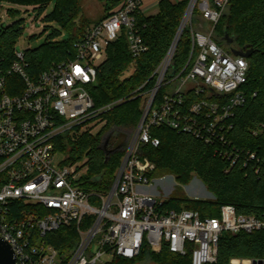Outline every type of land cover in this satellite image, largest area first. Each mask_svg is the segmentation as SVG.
Listing matches in <instances>:
<instances>
[{
  "label": "built area",
  "instance_id": "2783aa9c",
  "mask_svg": "<svg viewBox=\"0 0 264 264\" xmlns=\"http://www.w3.org/2000/svg\"><path fill=\"white\" fill-rule=\"evenodd\" d=\"M231 1L188 0L180 29L152 72L153 84L146 88L145 81L134 91L142 98L141 116L125 141L107 192L84 188L77 165L64 159L54 164V139L111 107L95 108L89 91L110 43L125 33L133 57L130 69L148 49L135 17L146 15L142 0H122L108 16L86 27L70 57L40 73L28 71L24 50L14 48L8 65L0 56V237L11 246L17 264H103L106 256L133 259L144 246L153 252L166 247L189 254L192 264H212L223 233L264 230V212L244 214L223 204L218 216L203 217L188 208L166 209L165 199L145 190L155 164L141 156L140 146L159 144L153 127L167 126L206 144L217 143L216 152L231 166L239 158L246 163L256 158L254 152L226 145L224 136L232 126L228 118L245 100L238 88L248 69L246 57L214 40V27ZM195 8L208 28L192 24ZM186 27L191 52L187 64L177 68L174 52ZM72 224L78 240L61 253L46 236ZM254 260L261 259L232 258L230 264Z\"/></svg>",
  "mask_w": 264,
  "mask_h": 264
},
{
  "label": "trees",
  "instance_id": "16d2710c",
  "mask_svg": "<svg viewBox=\"0 0 264 264\" xmlns=\"http://www.w3.org/2000/svg\"><path fill=\"white\" fill-rule=\"evenodd\" d=\"M35 6L38 15H43L51 2L53 9L43 16V21L54 22L46 41L33 49H25L32 74L47 69L54 61L67 59L74 51V43L80 39L92 21L83 13L80 0H10ZM103 15L108 16L122 0H100ZM188 0L172 3L161 0L157 13L136 14V24L148 49L136 61L132 72L133 57L129 51L125 33L107 48V58L98 67L97 78L89 91L95 108L112 104L99 117L105 121L102 129L92 135L88 131L77 137L65 132L54 139V151L65 154L64 162L77 163L86 158L88 173L82 183H95L102 192L113 185L117 169L124 154L123 142H116L108 155L101 144L112 128H135L141 116L142 98L134 91L147 81L146 88L153 84L152 72L167 53L179 27ZM200 21L199 10L194 9L193 25ZM22 20L4 27L0 20V56L8 65L14 58L15 41L22 32ZM62 30L67 38L59 39ZM228 39H232L228 43ZM214 40L224 49L232 47L250 50L246 82L238 90L245 100L234 108L228 118L232 126L224 134L230 144L256 154L247 163L239 158L232 166L231 161L216 152L219 144H206L191 134L179 132L167 126L151 129L153 137L159 140L155 147L140 146L142 157L155 164L151 175L172 174L178 184H187L196 175L211 191L214 200H187L180 193L165 199L166 209L196 210L200 215L218 216L223 204L235 206L239 213L260 215L264 212V0H232L214 27ZM191 52L190 28H184L175 49L174 64L185 66ZM191 62L188 64L190 66ZM162 92V90L160 91ZM217 97V96H216ZM259 160V161H258ZM79 170V167H77ZM47 241L61 253L68 251L78 240L75 224L63 226L47 234ZM157 264H192L190 255L171 253L163 247L153 252L144 246L141 253L127 259L112 256L103 264H132L145 257ZM232 258L264 260V230L252 233L241 232L232 235L223 233L219 240L218 259L212 264H230Z\"/></svg>",
  "mask_w": 264,
  "mask_h": 264
},
{
  "label": "rangeland",
  "instance_id": "374dc122",
  "mask_svg": "<svg viewBox=\"0 0 264 264\" xmlns=\"http://www.w3.org/2000/svg\"><path fill=\"white\" fill-rule=\"evenodd\" d=\"M83 13L92 22L97 21L103 15V5L100 0H80ZM55 2H51L43 15H38L33 5H25L16 1L0 0V20L4 27L12 25L13 23L22 20V32L15 41V49L25 50L33 49L41 44H44L48 33L51 32L53 27H58L54 22L43 21V16L50 12L54 7ZM195 26L201 28H208L203 22L199 21ZM68 34L62 30V34L59 39L67 38ZM132 72V69L127 70L125 75ZM105 121L100 117L93 121L86 123L83 126L72 129L69 131L70 135L77 137L85 131H88L92 135H96L104 126ZM131 127L112 128L110 133L105 135L103 142L108 138L106 149L110 150L114 147L115 143L123 142L128 139L133 132ZM65 158L64 153L56 152L53 163L58 164ZM86 158L73 163L79 167V173L85 179V175L88 173V166L85 164ZM82 186L92 191H101L97 184L89 181L82 183ZM152 191L158 200L170 199L175 193H180L187 200L201 199V200H214V194L209 191L205 184L196 175H193L187 184H178L172 174L165 173L161 176L153 177L152 183L147 187ZM110 259L109 256L105 257ZM132 264H157L153 259L148 256L139 261H135Z\"/></svg>",
  "mask_w": 264,
  "mask_h": 264
},
{
  "label": "water",
  "instance_id": "95a60500",
  "mask_svg": "<svg viewBox=\"0 0 264 264\" xmlns=\"http://www.w3.org/2000/svg\"><path fill=\"white\" fill-rule=\"evenodd\" d=\"M180 27H181V23L178 27V30L180 29ZM227 41H228V43H231L232 39H228ZM231 52L234 55L244 56V57H249V54H250V50H245V49H240V48H235V47L231 48ZM108 138L109 137H107L106 140L104 142H102V144H101L102 149L106 152L107 155L112 152L111 150L106 149ZM0 264H17L15 254H14L11 246L9 245V243H7L1 237H0ZM253 264H264V261H262V260L255 261L254 260Z\"/></svg>",
  "mask_w": 264,
  "mask_h": 264
},
{
  "label": "crops",
  "instance_id": "0c3cea01",
  "mask_svg": "<svg viewBox=\"0 0 264 264\" xmlns=\"http://www.w3.org/2000/svg\"><path fill=\"white\" fill-rule=\"evenodd\" d=\"M161 0H142L143 7L146 9V15L155 14L158 11L159 3ZM172 3H177L180 0H170ZM88 18V17H87ZM90 20V19H89ZM100 20V18L98 19ZM97 20V21H98ZM96 22V21H95ZM147 192L152 193L148 188L145 189ZM153 194V193H152Z\"/></svg>",
  "mask_w": 264,
  "mask_h": 264
},
{
  "label": "bare ground",
  "instance_id": "6f19581e",
  "mask_svg": "<svg viewBox=\"0 0 264 264\" xmlns=\"http://www.w3.org/2000/svg\"><path fill=\"white\" fill-rule=\"evenodd\" d=\"M234 264H236V263H234Z\"/></svg>",
  "mask_w": 264,
  "mask_h": 264
},
{
  "label": "flooded vegetation",
  "instance_id": "af4514ba",
  "mask_svg": "<svg viewBox=\"0 0 264 264\" xmlns=\"http://www.w3.org/2000/svg\"><path fill=\"white\" fill-rule=\"evenodd\" d=\"M108 142V141H107Z\"/></svg>",
  "mask_w": 264,
  "mask_h": 264
}]
</instances>
